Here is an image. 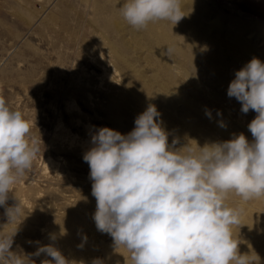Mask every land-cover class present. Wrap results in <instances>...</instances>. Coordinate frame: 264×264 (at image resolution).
<instances>
[{
    "label": "rangeland",
    "instance_id": "374dc122",
    "mask_svg": "<svg viewBox=\"0 0 264 264\" xmlns=\"http://www.w3.org/2000/svg\"><path fill=\"white\" fill-rule=\"evenodd\" d=\"M120 1L123 3L125 2V0H0V95L5 98L6 103L12 110L21 111L27 120L33 122L30 139L36 140L40 149L37 158L33 161L32 167L26 170L25 174L20 177L18 182L13 186L12 192L8 194L7 204H5V206H0V238L13 236V244L10 252L25 259V264H42V261L51 260L52 258L47 255L45 251H41V249L47 246H54L66 260L69 258L68 261L74 262V264H78L80 261H85L87 259L92 260L87 261V264H95L96 260H99L101 264H109V262L110 264H132L129 259L130 253L123 247L115 246L109 234H103L97 229V234L92 235V229H94L96 225H91V228L90 225H86L82 220V217H86V215L94 216L96 210V200L91 194L92 180L90 179V168L83 160V156L94 146L92 138L100 128H109L119 132L121 135L130 133L135 127V119L137 116L145 111L144 103H152L158 112L160 110V120L163 119L162 127L169 134V145H172L173 140L177 141L174 147L176 149L185 147L182 149V152L187 151L189 148L196 151L197 148L193 141L196 142L197 146L203 147L206 143L224 142V140L228 141L241 133H243L246 138H249V142L253 140L248 130V124L255 118L256 113L252 110H249L247 114L243 113L241 111L240 102L234 97L230 98L227 96L228 86L235 78V73L238 69L234 68L235 70L233 69L232 71L233 74L231 72L233 67H229V64L223 63L218 54L220 47L211 46L212 44L209 43V41H200L199 44L196 43V45L190 44L186 42L184 32L181 31L178 32L179 35L176 34L177 43L175 42L176 45L174 46H178L179 44L178 51L181 52L182 57H180L181 54L178 55L179 58L174 56L168 46H166V50L160 46L162 49L160 50L159 45H156L157 41H159V35L156 33H153L154 36H152V40H157L155 43L153 42V45L155 44L156 46H154L159 48L158 50H154L155 47L146 42L147 39H151L146 37V33L134 30L119 11H114V6L119 5V8L123 6V3ZM193 1L196 3V7L201 5L204 6L200 8H204L206 12L208 11V15L211 16V18H215L223 28V32L221 31L219 34L209 32V36L221 40L222 37H218V35L224 34L225 36L227 33L231 35L229 37L234 38L238 44H250L248 43L250 41L246 39V36L249 34L255 37L257 41H263L264 43V0ZM111 11L112 13L114 12V14H112ZM108 18L114 21L118 19L117 22H120L118 25L122 26V29L125 28L123 32L121 31L120 34L116 32L115 34V30L107 28L106 22ZM126 29H128V34ZM133 33L136 36H132L134 35ZM227 34L226 36H228ZM139 36L140 38H138ZM120 38H123V43L126 41L124 43L126 44L125 46L128 45L124 47L125 50L124 48H120ZM247 46H250L253 50L255 49L253 52H256L255 54L252 52L253 54L248 56L249 60L255 57L261 62H264V46L260 47L259 43ZM111 48L113 50L115 49L114 53ZM151 49L154 50V52ZM150 52H153V54ZM156 52L159 53L162 59L157 56L158 54H156ZM184 52L186 53L185 55ZM117 53H120V56H123V58L128 61V64H130L131 67L133 66L132 68H134V70H138L141 75L145 74L146 76H142L148 84H151L152 88L156 91L158 90L159 93L150 96L143 93L142 96V93L136 92L130 87L127 79L133 82H137V80L129 74L132 72H127L128 70L125 67L123 59H120ZM166 54H169V57ZM191 54L196 57L194 60L196 64L194 63L192 66H181L180 62H185V56ZM157 57L159 59H157ZM154 59H157L156 63ZM166 59L174 60L175 62L171 63L174 67L170 70L165 69L164 72L161 70L163 68L162 66L160 67V64L162 65ZM161 60L164 61L161 63ZM219 60L220 63L218 62ZM203 61L204 65L202 63ZM215 62L216 65L214 64ZM176 64L180 66L179 71L181 75H179V77L178 74H180V72L176 71L178 69ZM195 65L196 67L197 65L199 66L197 68L202 69L197 70ZM226 65L229 66L227 67ZM188 67L190 69H188ZM203 68L207 70L204 71ZM187 69L190 71L192 69L191 72L193 76ZM221 70H223V72ZM170 71H172V73ZM228 71L231 73L229 74ZM217 72L218 74H216ZM182 73L184 76H182ZM188 74L190 76H188ZM226 74H228V76ZM111 76H115L116 79H119V83L117 82L118 86H116V83L111 82ZM168 77H175L174 79H176V81L172 79L174 83L176 82V85H174L173 81L171 84L168 79L166 80ZM121 78L125 80H121ZM195 79L197 80L194 81ZM215 80L217 81L215 82ZM111 85L115 87V89H113ZM160 85H165V87L167 85L170 95L166 92V94L161 95L160 93L164 92L160 88ZM172 85L174 86L172 87ZM182 86H184V88ZM175 87L176 90L178 89V92L173 89L175 92L174 94L172 88ZM192 87L195 88V93L197 95L191 90ZM111 90L117 93H113ZM191 92H193V94ZM197 92H200V95ZM116 95L117 97H115ZM176 95L190 100L195 105L199 103L198 105L200 107L203 106L205 108L202 107L204 111L210 108L211 112L210 110L208 112L211 113V116H213L217 123H222L224 125L223 127L226 128L225 130L227 133H222L223 136H221V133L217 132L211 124L200 121L201 119L197 118L195 114L183 108L181 109L182 106L173 103L175 99L172 100V97H176ZM108 96L111 97L108 98ZM168 96L169 98H167ZM151 97L153 99L158 97V100L156 98L153 101ZM218 97L219 99H217ZM141 98L145 99V101ZM193 98H195V100H193ZM146 99L149 101L146 102ZM168 99L171 101L170 105L172 106L169 105ZM212 100L215 101L210 102ZM72 106L74 107L72 108ZM76 109L78 112L75 111ZM186 111L187 113H183ZM182 113L183 116H191L194 122L198 121V123L195 122L196 132L193 133L192 131L186 130L184 128L185 126L180 123L179 117H183ZM179 114L181 116H178ZM165 126L169 127L166 128ZM230 128L232 133L229 131ZM200 131L203 132L201 133ZM179 133L181 134L180 137ZM228 133L229 135H227ZM220 136L224 138L226 136L227 138L220 141L223 139L220 138ZM60 139L64 140L65 143L57 141ZM84 150H86V152H84ZM47 165H49V167L45 169ZM52 165L56 167L54 168ZM29 182H31L33 186H30L28 189L24 186H26L25 183ZM38 182V188H34V186L38 185ZM22 185L24 186L21 187V192H19L20 186ZM18 187L19 189H17ZM23 189L27 192L25 191L26 193H24ZM36 190H40L44 198L41 196L34 199V192ZM13 191L17 192V196H19L14 197L15 194ZM231 195L234 196H229L230 198L227 203L229 206L232 205V207L237 208L238 204L234 201L242 200L234 193ZM22 197L23 200L20 199ZM17 201L19 205L23 203L20 205L22 212L18 218L9 222L6 209L15 207L18 203ZM28 201L32 206L28 208L30 211L24 206V203ZM248 203L252 204L253 201L251 202V200H249ZM42 205H45V207ZM25 210L27 211L25 212ZM244 210L245 209H241L242 216L240 217V225L233 226V235H238L241 241L238 246L239 252L241 254H248L250 264H264V229L260 226L262 223L260 221L261 216L258 215L257 217V215L255 216L251 212L249 214L248 211ZM64 216H70L68 220V222H70L68 224L73 223L75 230L71 228V231H68L67 228V231H64L67 239L72 241V244H68L69 240H67V242L65 240V242H62V247L60 240L56 239V241L53 239L54 242H50L48 238L50 235V228L53 229L56 224L60 222L59 217L64 218ZM256 218L257 220L259 219V222ZM70 219L73 220V222ZM75 221H77V223ZM50 225L52 226L50 227ZM43 230L46 232H43ZM85 231H88L89 234ZM48 232L49 234H47ZM73 234H75V236H73ZM97 236L98 238H96ZM74 238L76 239L74 240ZM40 240L41 242L39 243ZM109 249L113 253H111ZM122 254H124L123 258L121 257ZM122 259L125 260V262L122 261ZM0 264H3V262H0Z\"/></svg>",
    "mask_w": 264,
    "mask_h": 264
},
{
    "label": "clouds",
    "instance_id": "9594fccd",
    "mask_svg": "<svg viewBox=\"0 0 264 264\" xmlns=\"http://www.w3.org/2000/svg\"><path fill=\"white\" fill-rule=\"evenodd\" d=\"M118 11L136 30L158 21L175 25L185 16L182 0H125ZM227 95L243 113H256L248 124L252 142L241 133L203 147L193 141L197 150L182 152L185 147H174L177 141L169 145L154 105L137 116L127 135L100 128L92 138L83 160L96 200L93 219L130 253L132 264H250L233 235L241 209L227 200L232 193L244 202L264 198V62L254 57L237 71ZM32 127L0 95V206L40 151L30 139ZM21 212L19 204L7 208L9 222ZM12 237L0 238V262L25 264L10 252ZM41 251L52 258L42 264H74L52 246Z\"/></svg>",
    "mask_w": 264,
    "mask_h": 264
},
{
    "label": "bare ground",
    "instance_id": "6f19581e",
    "mask_svg": "<svg viewBox=\"0 0 264 264\" xmlns=\"http://www.w3.org/2000/svg\"><path fill=\"white\" fill-rule=\"evenodd\" d=\"M55 2V1H54ZM120 2H122V1H120ZM123 3V2H122ZM119 4V3H118ZM112 6V5H111ZM182 6H183V10H184V17L178 22V23H176L175 25L172 23V22H170V21H158V22H152V23H150L145 29H142V30H139V31H141V32H144V33H146V37H148V38H151V39H147L146 40V42H147V44H149V45H153V42L155 43L157 40H155V41H153L152 40V36H154V34L153 33H156L157 35H159V41H157V44L156 45H159V47L161 46L163 49H165L166 48V46H168V47H170L169 48V50L174 54V56H177L178 57V55L179 54H181V52L180 51H178V46H179V44H178V46H174V45H176V36L177 35H179L178 34V32H181V31H183L184 32V36H185V40H186V42H189L190 44H193V45H196V43H198L199 44V42L200 41H209V43H211L212 45L211 46H217V47H220V49L219 48H217V49H219L220 51H219V57H220V59L223 61V63L225 64V63H227V64H229L228 66L229 67H233L232 69H231V72L233 71V69L234 68H236V69H238L237 71H239L244 65H246L250 60H249V58H248V56L249 55H252L253 53L255 54L256 52H253L254 50L250 47V46H247V45H256V44H258L259 43V46L260 47H263L264 46V43H263V41L262 42H259V41H257V39L255 38V37H252L251 35H247L246 36V39L248 40V41H250V42H248V43H250V44H247V43H242V44H238V43H236L237 41H235V39L234 38H231V37H229V36H231V35H228L227 33V35L228 36H226V34H225V36H224V34L223 35H218V37H222V39L221 40H219V39H217V38H215V37H211V36H209V32H215V33H218L219 34V32H223V28H222V26H220V24L217 22V20L215 19V18H211V16H209L208 15V11L206 12V10H204V8H200L201 6H197L196 7V3L193 1V0H182ZM113 7V6H112ZM202 7H204V6H202ZM113 9H114V11L115 12H118V9H119V5L117 6H114L113 7ZM209 10V9H208ZM111 13H112V11H111ZM111 13H110V15H111ZM112 14H114V12L112 13ZM120 15V14H119ZM118 21V19L116 20V21H114L113 19H109L108 18V21L106 22V24H107V28H109V29H111V30H115V34H116V32H118L119 34L121 33V31L123 32V30L125 29H122V26H119L118 24L120 23H118L117 22ZM127 24V23H126ZM219 25V26H218ZM131 26V25H130ZM124 27V26H123ZM132 27V26H131ZM128 28H130V27H128ZM133 28V27H132ZM108 29V30H109ZM219 29H220V31H219ZM127 30L128 29H126V32H127ZM134 30H136V29H134ZM130 31V30H129ZM135 32V31H134ZM227 32V31H226ZM131 33V32H130ZM147 33H149V34H147ZM215 33H212V34H215ZM112 34V33H111ZM124 34V33H123ZM127 34H128V32H127ZM132 34V33H131ZM134 34V33H133ZM153 34V35H152ZM177 34V35H176ZM181 35V34H180ZM234 35V34H233ZM119 36V35H118ZM121 36V35H120ZM127 36V35H126ZM132 36H136L135 34L134 35H132ZM124 37V36H123ZM183 37V36H182ZM114 38H117V37H114ZM138 38H140V36L138 37ZM178 38H179V36H178ZM178 38H177V40H178ZM123 39V38H122ZM121 38L119 39V45H121L120 46V48H124V47H127V46H125L126 44H124L126 41H124V43H123V40H122ZM125 39V38H124ZM183 39V38H182ZM125 40H127V39H125ZM136 40H137V37H136ZM259 40V39H258ZM183 41V40H182ZM159 42V43H158ZM176 42V43H175ZM185 42V41H184ZM140 43V42H139ZM183 43V42H182ZM188 43V44H189ZM201 43H203V42H201ZM141 45H142V42H141ZM140 45V46H141ZM145 45V44H144ZM143 45V46H144ZM155 45V44H154ZM153 45V46H154ZM155 45V46H156ZM186 45V44H185ZM146 46V45H145ZM154 46V47H155ZM181 46H183V45H181ZM187 46V45H186ZM185 46V47H186ZM159 47H155V49L154 50H158V48ZM161 47H160V50H162L161 49ZM112 48H113V46H112ZM111 48V50L113 51V53H114V50ZM117 48V47H116ZM129 48V47H128ZM137 48H138V45H137ZM145 48V47H144ZM150 48V47H149ZM181 48V47H180ZM183 48V47H182ZM186 48H188V47H186ZM185 48V49H186ZM212 48V47H211ZM210 48V49H211ZM130 49V48H129ZM124 50H125V48H124ZM126 50H128V49H126ZM138 50H139V48H138ZM143 50V49H142ZM149 50V49H148ZM147 50V51H148ZM152 50V49H151ZM154 50H152L153 52H154ZM166 50V49H165ZM212 50V49H211ZM213 50H215V49H213ZM150 51V50H149ZM148 51V52H149ZM186 51V50H185ZM191 51V50H190ZM209 51V50H208ZM218 51V50H217ZM153 52H150V53H152L153 54ZM158 52V51H157ZM156 52V54H158L157 56H159V53H157ZM168 52V51H167ZM189 52V51H188ZM204 52H207V51H204ZM253 52V53H252ZM162 53H163V51H162ZM170 53V52H169ZM192 53H193V51H192ZM209 53V52H208ZM207 53V54H208ZM212 53V52H211ZM216 53V52H215ZM125 54V53H124ZM164 54V53H163ZM186 53L184 52V55H185ZM195 54V53H194ZM210 54V53H209ZM208 54V55H209ZM112 55V54H111ZM115 55H116V53H115ZM117 55H118V57L120 58V59H123V62L125 63V67H126V69L128 70L127 72H132V73H129V74H131V77H135L136 78V80H137V82H133V81H131L130 79H127L126 81L127 82H129V85H130V87H132L136 92H139V93H142L141 95L143 96V93L145 94V95H156V94H158L159 93V91L157 90H154V88H152V85L151 84H148V82L145 80V78L142 76V75H145V74H140V72H138V70L136 71V70H134V68H132L131 67V65L130 64H128V61H126L124 58H123V56L121 57L120 56V53H117ZM155 55V54H154ZM167 56L169 55V54H166ZM196 55V54H195ZM212 56V55H211ZM210 56V57H211ZM255 56V55H254ZM161 56H159V58H160ZM166 57V56H165ZM164 57V58H165ZM169 57V56H168ZM171 57V56H170ZM180 57H182V54H181V56ZM198 57V56H197ZM206 57V56H205ZM213 57V56H212ZM211 57V58H212ZM252 57V56H251ZM257 57V56H256ZM109 58V57H108ZM112 58V57H111ZM115 58V57H114ZM158 57H157V59H159ZM179 58V57H178ZM184 58V57H183ZM214 58V57H213ZM248 58V59H247ZM156 59V60H157ZM160 59H162V58H160ZM171 59V58H170ZM168 60V59H166L165 61L164 60H161V63H162V61H164L163 62V64L161 65L160 64V67L162 66V68L163 69H161V70H163L164 72H165V69H168V70H170L172 67H174L171 63L173 62H175L174 60ZM185 59H186V61L185 62H180V64H181V66H183V65H185V66H188V65H194V60L196 59V57L193 55V54H191V55H187V56H185ZM215 59V58H214ZM217 59H218V57H217ZM116 60V59H115ZM152 60H153V58H152ZM155 60V59H154ZM156 60H155V63H156ZM205 60V59H204ZM249 60V61H248ZM148 61V60H147ZM158 61H160V60H158ZM182 61H184V60H182ZM199 61V60H198ZM212 61V60H211ZM215 61H217V60H215ZM263 61V60H262ZM111 62V61H110ZM146 62V61H145ZM196 62H197V60H196ZM219 63H220V60L218 61ZM218 62H217V64H218ZM115 63V62H114ZM116 63H117V60H116ZM150 63V62H149ZM152 63V62H151ZM199 63V62H198ZM203 63V65H204V61L202 62ZM110 64V63H109ZM112 64V63H111ZM118 64V63H117ZM123 64V63H122ZM196 64V63H195ZM207 64H210V63H207ZM215 65H216V62L214 63ZM112 65H114V64H112ZM116 65V64H115ZM124 65V64H123ZM152 65V64H151ZM157 65V64H156ZM179 65V64H178ZM177 64H176V66H177V70L176 71H179L180 70V66H178ZM211 65H213V64H211ZM158 66V65H157ZM175 66V67H176ZM207 66V65H206ZM227 66V65H226ZM227 66V67H228ZM146 67V66H145ZM159 67V66H158ZM160 67H159V69H160ZM197 67H199L198 65H197ZM196 67V65H195V68H197ZM203 67V66H202ZM223 67V66H222ZM225 67V66H224ZM227 67H225V68H227ZM149 68V67H148ZM152 68V67H151ZM183 68V67H182ZM154 69V68H153ZM176 69V68H175ZM184 69V68H183ZM188 69H190L189 67H188ZM187 69V70H188ZM198 69H202V68H197V70ZM211 69V68H210ZM215 69H216V67H215ZM230 69V68H229ZM172 70H174V69H172ZM203 70L204 71H206L205 70V68H203ZM224 70H226V69H224ZM235 70V69H234ZM140 71V70H139ZM156 71V70H155ZM184 71H185V69H184ZM191 71H192V69H191ZM190 70H188V72L192 75V72H191ZM202 71V70H201ZM203 71V72H204ZM212 71L214 72V70L212 69ZM222 72H223V70H221ZM107 72V71H106ZM106 72H104V73H106ZM152 72V71H151ZM171 73H172V71H170ZM180 72V71H179ZM178 72V73H179ZM194 72V71H193ZM198 72V71H197ZM229 72V71H228ZM227 72V73H228ZM231 72H229V74L231 73ZM115 73V72H114ZM124 73H125V71H124ZM157 73V72H156ZM170 73V74H171ZM175 73V72H174ZM177 73V74H178ZM195 73H196V71H195ZM194 73V74H195ZM206 73V72H205ZM204 73V74H205ZM233 73V72H232ZM154 74H155V72H154ZM184 74H186V73H184ZM207 74V73H206ZM216 74H218V72L216 73ZM234 74V73H233ZM107 75V74H106ZM121 75V74H120ZM153 75V74H152ZM179 75H181V72H180V74H178V77H179ZM227 76H228V74H226ZM129 76V75H128ZM146 76V75H145ZM172 76H174V75H172ZM176 76V75H175ZM182 76H184L183 75V73H182ZM188 76H190L189 74H188ZM187 76V77H188ZM193 76V75H192ZM205 76V75H204ZM207 76H208V74H207ZM231 76V75H230ZM233 76V75H232ZM112 77V76H111ZM171 77V76H170ZM170 77H168V78H166V80L168 79L169 80V82L172 84V81H173V79L175 78H170ZM186 77V76H185ZM185 77H184V79H185ZM157 78V77H156ZM177 78V77H176ZM182 78V77H181ZM207 78V77H206ZM105 79V78H104ZM103 79V80H104ZM123 78H121V80H122ZM158 79V78H157ZM163 79V78H162ZM189 79V78H188ZM192 79H194V78H192ZM208 79H210V78H208ZM111 80V82H113V83H116V86H118L117 85V82H118V80L119 79H116V77L115 76H113L112 77V79H110ZM120 80V81H121ZM123 80H125V79H123ZM135 80V81H136ZM197 79H195L194 81H196ZM207 80V79H206ZM210 80H212V79H210ZM174 81H176V79H174ZM174 81H173V83H174ZM177 81H180V80H177ZM217 80H215V82H216ZM220 81V80H219ZM159 82V81H158ZM166 82H168V81H166ZM208 82V81H207ZM119 83V82H118ZM122 83V82H121ZM169 83V84H170ZM176 83V82H175ZM174 83V85H176ZM187 83H188V81H187ZM213 83V82H212ZM123 84V83H122ZM159 84V83H158ZM167 84V83H166ZM181 84V83H180ZM185 84V83H184ZM191 84V83H190ZM108 85H109V83H108ZM113 85V84H112ZM111 85V86H112ZM120 85V84H119ZM174 85H172V87L174 86ZM105 86V85H104ZM115 86V85H114ZM186 86V85H185ZM187 86H188V84H187ZM190 86V85H189ZM192 86V85H191ZM196 86L198 87V85L196 84ZM113 87V86H112ZM183 88H184V86H182ZM104 88V87H103ZM119 88V87H118ZM123 88V87H122ZM160 88L162 89V91L164 92V93H160L161 95H163V94H166V93H168V95H170L169 93V88H168V86L166 85V87H165V85L164 86H162V85H160ZM186 88H189V87H186ZM111 89V88H110ZM113 89H115V87H113ZM173 89H175L176 90V87L175 88H172V91H173ZM109 90V89H108ZM124 90V89H123ZM126 90V89H125ZM178 90V89H177ZM176 90V91H177ZM179 90H180V88H179ZM186 90V89H185ZM190 90V89H189ZM191 90L195 93V88H191ZM197 90V89H196ZM105 91H106V88H105ZM112 91V90H111ZM110 91V92H111ZM118 91V90H117ZM129 91V90H128ZM130 91H131V89H130ZM134 91V92H135ZM202 91V90H201ZM200 91V92H201ZM108 92V91H107ZM113 92V91H112ZM115 92V91H114ZM113 92V93H114ZM133 92V93H134ZM166 92V93H165ZM178 92V91H177ZM189 92V91H188ZM193 92H191L192 94H193ZM200 92H197L198 94L200 93ZM109 93V92H108ZM107 93V94H108ZM115 93H117V92H115ZM173 93L175 94V92L173 91ZM172 94V93H171ZM180 94V93H179ZM196 94V93H195ZM109 95V94H108ZM114 95V94H113ZM113 95H111V96H113ZM130 95V94H129ZM188 95L190 96V94L188 93ZM188 95H186V96H188ZM197 95V94H196ZM200 95V94H199ZM111 96H108V98L109 97H111ZM136 96V95H135ZM174 96V95H173ZM191 96H193V95H191ZM228 96V95H227ZM115 97H117V95L115 96ZM134 97V96H133ZM138 97V96H137ZM152 97H154V96H152ZM151 97V100L153 99ZM162 97H164V96H162ZM161 97V98H162ZM165 97H166V95H165ZM193 97H196V96H193ZM221 97V96H220ZM107 98V99H108ZM148 98V97H147ZM157 98V100H158V97H155L154 99H156ZM160 98V99H161ZM167 98H169V96L167 97ZM232 98V97H231ZM134 99V98H133ZM138 99V98H137ZM141 99H143V98H141ZM154 99H153V101H154ZM164 99V98H163ZM171 99V98H170ZM173 99H175L174 100V102L173 103H177V105H179V106H182L181 107V109L183 108V109H185V110H187V111H189L190 113H192V114H195L196 115V117L197 118H199V119H201L200 121H204V122H206V123H209V124H211L213 127H214V129L217 131V132H219V133H221L220 135L221 136H223V134L222 133H227L226 132V128H224V127H221V124H219V123H217V121L213 118V116H211L210 118H209V116H207L205 113V111L202 109V107H200L198 104V106L197 105H195L193 102H191L190 100H187V99H185V98H183L182 96H179L178 97V95H176V97H172V100ZM189 99V98H188ZM216 99V98H215ZM217 99H219V97L217 98ZM131 100V99H130ZM135 100V99H134ZM133 100V101H134ZM144 101H145V99H143ZM165 100H167V99H165ZM193 100H195V98H193ZM138 101V100H137ZM141 101V100H140ZM147 101H149V100H147L146 99V102ZM168 101H169V105L171 104L170 102V100L168 99ZM168 101H167V103H168ZM197 101V100H196ZM215 101V100H214ZM213 100L212 101H210V102H214ZM229 101H231V100H229ZM143 102V101H142ZM141 102V103H142ZM69 103V102H68ZM110 103V102H109ZM140 103V104H141ZM222 103V102H221ZM138 104V103H137ZM143 104V103H142ZM141 104V105H142ZM215 104H216V102H215ZM214 104V105H215ZM218 104V103H217ZM241 104V103H240ZM239 104V105H240ZM76 105V104H75ZM74 105V106H75ZM111 105H112V103H111ZM143 105H145V110L147 109V107L149 106V105H153L152 103L151 104H149L148 102L147 103H144ZM142 105V106H143ZM168 105V104H167ZM174 105H176V104H174ZM202 105V104H201ZM211 105V104H210ZM209 105V106H210ZM236 105H237V103H236ZM74 106H72V108L74 107ZM109 106V105H108ZM170 106H172V105H170ZM205 106V105H204ZM208 106V107H209ZM213 106V105H212ZM211 106V107H212ZM137 107V106H136ZM178 107V106H177ZM72 108H70V109H72ZM79 108V107H78ZM113 108V107H112ZM144 108V107H143ZM170 108V107H169ZM204 108V107H203ZM75 109V108H74ZM171 109V108H170ZM205 109V108H204ZM209 110H210V112H211V109L210 108H208ZM213 109V108H212ZM180 110V109H179ZM209 110H207V111H209ZM76 112H78L77 111V109L75 110ZM80 111V110H79ZM178 111V110H177ZM181 111H184V110H181ZM187 111L186 112H183V113H187ZM69 112V111H68ZM159 112H160V110H159ZM188 112V113H189ZM214 112V111H213ZM183 113H182V116H183ZM82 114V113H81ZM178 116H181L180 114L178 115ZM196 117H195V119H196ZM174 119H175V117H174ZM179 119H180V123L181 124H183L185 127V129L186 130H188V131H192L193 133L194 132H196V127H195V122H197L198 123V121H195L194 122V120H193V118H191V116H189V115H185V116H183V117H179ZM79 120V119H78ZM78 120H77V122H78ZM163 120V119H162ZM161 120V121H162ZM176 120V119H175ZM197 120V119H196ZM167 121V120H166ZM179 121V120H178ZM81 122V121H80ZM176 122V121H175ZM61 123H63V122H61ZM200 123V122H199ZM163 124V123H162ZM247 124H248V120H247ZM169 125V124H168ZM223 125V124H222ZM173 126H175V125H173ZM224 126V125H223ZM59 127H60V125H59ZM166 127V126H165ZM169 126H167L166 128H168ZM179 127V126H178ZM67 128V127H66ZM228 128V127H227ZM178 129V128H177ZM183 129V128H182ZM54 130V129H53ZM55 130H56V128H55ZM55 130H54V132H55ZM181 131V130H180ZM179 131V132H180ZM183 131V130H182ZM230 133H232L231 132V128H230ZM184 132V131H183ZM201 132V131H200ZM203 132V131H202ZM201 132V133H202ZM234 132V131H233ZM71 133V132H70ZM205 133V132H204ZM69 134V133H68ZM177 134V133H176ZM181 134H182V132H181ZM180 133H179V137H180V135H181ZM184 134V133H183ZM234 134V133H233ZM232 134V135H233ZM54 135V134H53ZM169 135V134H168ZM178 135V134H177ZM176 135V136H177ZM225 135V134H224ZM227 135H229V133L227 134ZM56 136V135H55ZM184 136V135H183ZM220 136V138H223V139H221L220 141H223L225 138H227L226 136H225V138L224 137H221ZM186 137V136H185ZM208 137V136H207ZM57 138V137H56ZM219 138V139H220ZM233 138V137H232ZM54 139H55V137H54ZM78 139V138H77ZM182 139V138H181ZM214 139H216V138H214ZM247 139H249V138H247ZM56 140V139H55ZM69 140V139H68ZM230 140V139H229ZM57 141H59V142H61V143H65V141L64 140H62V139H60V140H57ZM225 141V140H224ZM79 143V142H78ZM82 143V142H81ZM212 143V142H211ZM83 146H84V144H83ZM85 147V146H84ZM81 148H83V147H81ZM87 149V148H86ZM84 152H86V150H84ZM81 153H82V151H81ZM49 167V165H47L46 167H45V169L46 168H48ZM52 167H56V166H53L52 165ZM56 170V169H55ZM54 175V174H53ZM57 175H58V173H57ZM26 184V186H24V185H22V186H20V189H19V187L17 188V189H19V190H17V191H19V192H21V187H27L28 189H29V187L30 186H33L32 185V183L31 182H29V183H25ZM38 186H39V182H38V185L37 186H34V188H38ZM16 188V187H15ZM26 188V189H27ZM40 188V187H39ZM47 188V187H46ZM44 189V188H43ZM24 190V189H23ZM22 190V191H23ZM45 190V189H44ZM49 190V189H48ZM47 190V191H48ZM26 190H24V193H26L25 192ZM32 191V190H31ZM46 191V190H45ZM14 192V191H13ZM18 192V193H19ZM42 192H40V190H36L35 192H34V196H35V198L34 199H37V198H39V197H41L42 196V194H41ZM14 197H16L17 196V192H14ZM32 194V193H31ZM11 195V194H10ZM12 196V195H11ZM19 196V195H18ZM17 196V197H18ZM21 196H22V194H21ZM230 197L231 196H234V195H229ZM30 197V196H29ZM43 197V196H42ZM229 197V198H230ZM26 198V197H25ZM44 198V197H43ZM228 198V199H229ZM20 199H22L23 200V197L22 198H20ZM32 199V198H31ZM19 200V199H18ZM86 200V199H85ZM16 201V200H15ZM36 201V200H35ZM228 201V200H227ZM253 201V203L252 204H250V203H248V201H247V203H245L244 201H234L235 203H237L238 205H237V208H241V209H245L246 211H248V213L250 214V212L251 213H253L255 216L257 215V217H258V215H260L261 216V224H260V226L262 227V229H264V198H260V199H252L251 200V202ZM18 202V201H17ZM16 202V203H17ZM38 202V201H37ZM32 203V202H31ZM51 203V202H50ZM89 203V202H88ZM87 203V204H88ZM7 204V203H6ZM12 204V203H11ZM10 204V205H11ZM15 204V203H14ZM13 204V205H14ZM17 204H19V202L17 203ZM23 204V203H22ZM22 204H20V205H22ZM34 204V203H33ZM39 204V203H38ZM54 204V203H53ZM52 204V205H53ZM93 204V203H92ZM9 205V204H8ZM19 205V206H20ZM41 205V204H40ZM234 205V204H233ZM24 206L25 207H27V209L28 208H31L32 206H31V204H30V202L28 201V202H25L24 203ZM43 206V205H42ZM54 206V205H53ZM235 206V205H234ZM43 207H45V205L43 206ZM72 207V206H71ZM70 207V208H71ZM74 207V206H73ZM80 207V206H79ZM91 207V206H90ZM231 207H232V205H231ZM34 208V207H33ZM81 208V207H80ZM35 209V208H34ZM45 209V208H44ZM50 209H53V208H50ZM49 209V210H50ZM76 209H77V207H76ZM95 209H96V207H95ZM24 210V209H23ZM29 210V209H28ZM56 210V209H55ZM79 210V209H78ZM78 210H75V211H78ZM244 210V211H245ZM27 210H25V212H26ZM30 211V210H29ZM32 211H34V210H32ZM58 211V210H57ZM60 211V210H59ZM68 211V210H67ZM72 211H73V209H72ZM94 211V210H93ZM24 212V211H23ZM35 212V211H34ZM84 212H85V210H84ZM89 212V211H88ZM62 213V212H61ZM69 213V212H68ZM70 213H71V211H70ZM75 213V212H74ZM79 213V212H78ZM246 213V212H245ZM30 214V213H29ZM58 214V213H57ZM67 214V213H66ZM87 214V213H86ZM89 214V213H88ZM52 215V214H51ZM59 215H61V214H59ZM65 215V214H64ZM69 215V214H68ZM33 216V215H32ZM62 216H63V214H62ZM79 216V215H78ZM242 216V215H241ZM240 216V217H241ZM69 217L70 216H64V218H60L59 217V219H60V222H58V224H56V226L53 228V229H51L50 227L52 226V225H50V235H49V238H48V240H50V242H54V240L53 239H58V240H60V244L62 245V247H63V244H62V242H65V240H66V242H67V240H69V239H67V236L64 234V231H67V228H68V231H71V228L73 229L74 228V226H73V223H70V224H68L69 222H68V220H69ZM29 218V217H28ZM255 218V217H254ZM33 219V218H32ZM32 219H29V220H32ZM71 220V219H70ZM81 220V219H80ZM82 220H83V222L86 224V225H94L95 226V221H94V219H93V216H87L86 215V217H82ZM256 220H257V218H256ZM259 220V219H258ZM257 220V221H258ZM17 221V220H16ZM56 221V220H55ZM72 222H73V220H71ZM76 223H77V221H75ZM82 222V223H83ZM259 222V221H258ZM53 223V222H52ZM80 223V222H79ZM246 223V222H245ZM35 224V223H34ZM79 225V224H78ZM81 225V224H80ZM73 226V227H72ZM77 226V225H76ZM81 226H83V225H81ZM85 226V225H84ZM92 226H91V228H92ZM48 227V226H47ZM88 227V226H87ZM78 228H79V226H78ZM66 229V230H65ZM82 229H85V228H82ZM81 229V230H82ZM88 229V228H87ZM86 229V230H87ZM74 230H75V228H74ZM78 230H80V229H78ZM88 230H90V229H88ZM83 231V230H82ZM97 228H96V226H95V228L94 229H92V235H95V234H97ZM43 232H46V231H44L43 230ZM75 232V231H74ZM78 232V231H77ZM80 232V231H79ZM85 232H88V231H85ZM70 233V232H69ZM41 234V233H40ZM47 234H49V232L47 233ZM80 234H81V232H80ZM84 234V233H83ZM86 234V233H85ZM87 234H89V232L87 233ZM104 234V233H103ZM102 234V235H103ZM70 235V234H69ZM77 235V234H76ZM46 236V235H45ZM73 236H75V234H73ZM84 236V235H83ZM87 236V235H86ZM43 238H45V237H43ZM72 238V237H71ZM81 238H82V235H81ZM85 238V237H84ZM96 238H98V236L96 237ZM45 239H47V238H45ZM76 238H74V240H75ZM43 240V239H42ZM78 240V239H77ZM57 241V240H56ZM41 242V240L39 241V243ZM45 242V241H44ZM77 242V241H76ZM80 242V241H79ZM56 244H57V242H56ZM68 244H72V241H68ZM68 244H66V245H68ZM79 244V243H78ZM77 244V245H78ZM101 244V243H100ZM48 245V244H47ZM75 245V244H74ZM80 245V244H79ZM98 245V244H97ZM54 247V246H53ZM56 247V246H55ZM62 247H61V249H62ZM69 247V246H68ZM98 247H99V245H98ZM108 247H110V246H108ZM70 248V247H69ZM76 248V247H75ZM90 248V247H89ZM107 248V247H106ZM73 249V248H72ZM92 249V248H91ZM99 249V248H98ZM101 249V248H100ZM111 249V248H110ZM110 249H109V251H110ZM93 250H95V249H93ZM113 250V249H112ZM108 251V250H107ZM96 252H98V251H96ZM96 252H94V253H96ZM111 252V251H110ZM111 253H113V252H111ZM107 254V253H106ZM127 254V253H126ZM48 255V254H47ZM88 255V254H87ZM117 255H118V253H117ZM123 255L124 254H122L121 255V257L123 258ZM72 256H74V255H72ZM71 256V257H72ZM97 256V255H96ZM99 256V255H98ZM49 257V256H48ZM120 257V258H121ZM74 258V257H73ZM101 258H102V256H101ZM51 259V258H50ZM125 259H126V257H125ZM129 259H130V256H129ZM68 260H69V258H68ZM72 260V259H71ZM75 260V259H74ZM93 260H94V258H93ZM96 260V259H95ZM87 261H92L91 259H87V260H85V261H80L78 264H87ZM97 261V260H96ZM95 261V262H96ZM122 261H124L125 262V260H123L122 259ZM115 262V261H114ZM120 262H121V260H120ZM127 262V261H126ZM41 263V262H40ZM122 263V262H121ZM109 264H110V262H109ZM116 264V263H115ZM123 264H125V263H123Z\"/></svg>",
    "mask_w": 264,
    "mask_h": 264
}]
</instances>
